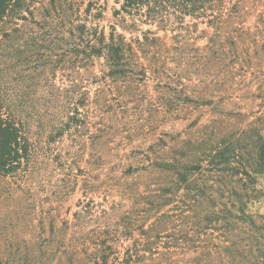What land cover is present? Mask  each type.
Here are the masks:
<instances>
[{"label":"rangeland","instance_id":"374dc122","mask_svg":"<svg viewBox=\"0 0 264 264\" xmlns=\"http://www.w3.org/2000/svg\"><path fill=\"white\" fill-rule=\"evenodd\" d=\"M98 1L99 26L115 25L146 73L98 94L97 82L87 86L100 107L75 137L64 129L46 143L66 120L72 80L85 75L66 56L58 62L64 44L40 41L29 20L0 39V98L46 152L0 177V264H95L102 254L105 264H264V171H254L248 134L264 139V0H241L221 31L248 59L244 70L230 56L216 61L213 27L191 18L177 41L138 27L159 38L155 60L137 49L141 30L113 14L114 0ZM94 64L100 76L104 60Z\"/></svg>","mask_w":264,"mask_h":264},{"label":"trees","instance_id":"16d2710c","mask_svg":"<svg viewBox=\"0 0 264 264\" xmlns=\"http://www.w3.org/2000/svg\"><path fill=\"white\" fill-rule=\"evenodd\" d=\"M240 1L114 0L118 7L114 8L113 14L120 17L119 20H122L124 23L122 27L125 29L141 30L138 27L147 24L154 26L155 30H170L175 41L184 38V32L189 27L187 18L205 22L214 29L208 47L213 58L220 61L230 56V59L236 60L244 70V66L249 63L248 59L236 58L235 42L229 35L225 39L220 37L225 24L238 10ZM103 9L98 0H0V39H11L14 37L13 33L18 31L17 22L29 20L41 28L40 41L47 39L54 45L64 44V48L60 46L58 62L61 61L62 56H66V63L73 72L80 73V69L85 72L84 77L80 78V85L72 80L70 85L72 95L69 96L70 104L66 120L61 122L60 127L54 132L48 134L47 144L61 135L64 129L72 128L70 133L73 137L87 131L85 118L92 113L93 105H97L96 108L100 107L98 97L90 99L87 86L97 82L96 94H98L106 86L111 88L117 83L120 87L118 81L124 79L128 81L134 75L139 78L137 76L146 73L143 67L137 69L134 58H139L140 55L137 54L132 43L116 31L115 25L109 26L110 31L107 34L104 28L99 26L98 21L103 15ZM36 14L40 15V20H36ZM6 24H9V29L5 27ZM141 32L142 37L135 39L137 49L145 55L152 53V58L158 60L162 55L156 47L160 40L155 36V31L147 28ZM227 44H230V47L225 49ZM261 49L264 51V42L261 44ZM100 58L104 60L105 67L98 76L93 66L95 59ZM55 63L57 65V62ZM26 124L27 122L11 114L0 98V177H13L18 170L25 172L29 170L28 168H34L39 157L46 155V152L38 153L40 149L29 139ZM250 131L248 133L250 137L256 136L250 141V144H255L257 155L254 171L262 172L264 171V139L256 130L250 129ZM46 149L48 146L44 148ZM244 173L249 176L247 172ZM131 257L128 255V258ZM105 263L106 254L98 256L95 260V264Z\"/></svg>","mask_w":264,"mask_h":264}]
</instances>
